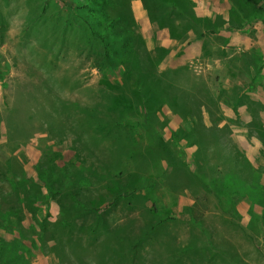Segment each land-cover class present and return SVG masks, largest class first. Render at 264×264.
<instances>
[{"label":"rangeland","instance_id":"obj_1","mask_svg":"<svg viewBox=\"0 0 264 264\" xmlns=\"http://www.w3.org/2000/svg\"><path fill=\"white\" fill-rule=\"evenodd\" d=\"M126 165L118 184L153 188L107 213L47 189L107 196ZM153 205L173 219L126 264H264V0H0V264H111Z\"/></svg>","mask_w":264,"mask_h":264},{"label":"trees","instance_id":"obj_2","mask_svg":"<svg viewBox=\"0 0 264 264\" xmlns=\"http://www.w3.org/2000/svg\"><path fill=\"white\" fill-rule=\"evenodd\" d=\"M185 2H189V0H185ZM165 4V3H164ZM174 7V6H173ZM148 9V8H147ZM156 10V6L154 7H150L148 9V11H154ZM191 16V15H189ZM190 19H194V17H189ZM83 22L85 23V25L87 26V28L96 36H98V38L100 39V41L102 43H105V36L103 33H99L95 30L94 26L92 25V23L88 20V19H82ZM207 33H216L215 30L213 28H210V26H207V29L202 31L200 33L201 36L206 35ZM127 46H129L128 43H126ZM107 49L109 47V44L106 45ZM185 67H179L177 70H182ZM195 80H197V77H195ZM168 78L166 73L163 71V73L161 75H159V80H158V88L159 91H163L164 85H168ZM138 89L135 91L137 93V95L140 97L141 94H143L144 92H146V83L145 81L141 80L140 82L137 83ZM154 99V101H160V103L158 104V106L156 108H161L163 106H166L170 109H178L176 108L175 104H172V102H170L169 100L164 101L163 97L161 96V94L159 93H153L150 96L146 97V100H150V99ZM144 105V104H143ZM145 107L147 108L148 106L145 104ZM121 123V122H120ZM118 125V124H116ZM135 129V128H134ZM177 134L175 133V136ZM134 138H136L134 136ZM117 139L119 140V135L117 134ZM158 150L157 148H153L152 152L156 153ZM135 156V151L131 152L129 157L132 158ZM129 161V160H127ZM127 164V163H126ZM129 165H126V167H113L110 168L108 171V178L110 179V183L108 182V184H105V180L103 179H99L102 181V183H104L103 185L105 186L106 189V193L108 192L107 196H102L99 197L97 199H91V200H86L84 198H81L80 196V192H83L84 187H86L87 185L89 186V184L85 183V181H83L84 186L82 184V180L80 182V188H78V191H67V192H63L62 190H54L52 187L48 186V191L49 193H51L53 196L59 195L62 198H65L66 200L69 201L70 204V208L73 211V214H77L78 216L83 215V216H88V214L90 213H100V211L102 210V212H109L110 209H114L118 206V204L120 202L126 201L127 199H129L131 196H133L134 191H139V190H146L147 187L149 185L147 184H131L129 187H124L121 184H118L117 182L121 180V178L124 177L125 171L121 170V169H126ZM104 181V182H103ZM146 182L143 183H148V180H145ZM107 182V181H106ZM102 185V186H103ZM152 189L153 187L150 186L148 189ZM147 189V190H148ZM131 194V195H130ZM234 195H236L234 193ZM141 196H145L142 195ZM128 205L131 204V202L127 203ZM157 207L155 205H153V207L151 206L149 208V210H147L149 212V214L152 216V219L154 223H150L146 226V228H144L141 233H139L137 236H132L131 233L125 231L124 233H116L118 234L115 237V234L113 235V237H110L107 242H106V249H108V255L107 258L109 259L111 264H126L127 261L132 263V259L131 256L134 255V252L137 253L138 251H141L142 248H145L147 245L151 244V243H158V237L157 234L160 231V229H162L163 225L167 223V220L169 219H173V218H157L156 214L158 213L156 211ZM159 216V213L157 214ZM74 222V220L71 221H66L64 222V225H72V223ZM96 229L95 228H88V232L90 235H94L95 234ZM119 232V231H118ZM155 245V244H154ZM195 249V247H190V248H181L179 250H176L171 253L169 260L168 261H164V260H160L158 257L153 258V261L155 262V264H187L186 261H184L185 256H187V253L190 252L191 250ZM95 257H88V258H83L80 259L79 262L77 264H104L103 261H97L96 259H94ZM207 263V262H206Z\"/></svg>","mask_w":264,"mask_h":264}]
</instances>
